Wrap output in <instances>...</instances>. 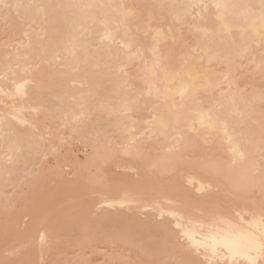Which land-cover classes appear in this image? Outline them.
<instances>
[{
    "label": "bare ground",
    "instance_id": "obj_1",
    "mask_svg": "<svg viewBox=\"0 0 264 264\" xmlns=\"http://www.w3.org/2000/svg\"><path fill=\"white\" fill-rule=\"evenodd\" d=\"M262 32L264 0H0V262L264 264Z\"/></svg>",
    "mask_w": 264,
    "mask_h": 264
},
{
    "label": "snow or ice",
    "instance_id": "obj_2",
    "mask_svg": "<svg viewBox=\"0 0 264 264\" xmlns=\"http://www.w3.org/2000/svg\"><path fill=\"white\" fill-rule=\"evenodd\" d=\"M8 7H10V6L9 5H5V8H8ZM16 7H19V6L17 5ZM218 7H219V5H218ZM261 39H264V32L261 33ZM234 152H235V149H234ZM259 227L260 228H264V213L261 214V219L259 221ZM260 250H261V252H264V238L261 239V248H260ZM0 264H2V262H0Z\"/></svg>",
    "mask_w": 264,
    "mask_h": 264
},
{
    "label": "rangeland",
    "instance_id": "obj_3",
    "mask_svg": "<svg viewBox=\"0 0 264 264\" xmlns=\"http://www.w3.org/2000/svg\"><path fill=\"white\" fill-rule=\"evenodd\" d=\"M67 151H68V148H66V147H62L61 149H60V154H62V158H66L67 156L65 155V154H67ZM49 160H50V158H49Z\"/></svg>",
    "mask_w": 264,
    "mask_h": 264
}]
</instances>
